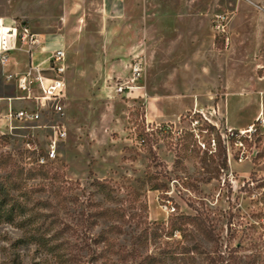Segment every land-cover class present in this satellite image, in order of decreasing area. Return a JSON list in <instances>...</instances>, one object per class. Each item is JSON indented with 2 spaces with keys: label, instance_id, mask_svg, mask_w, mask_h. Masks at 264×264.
I'll list each match as a JSON object with an SVG mask.
<instances>
[{
  "label": "rangeland",
  "instance_id": "obj_1",
  "mask_svg": "<svg viewBox=\"0 0 264 264\" xmlns=\"http://www.w3.org/2000/svg\"><path fill=\"white\" fill-rule=\"evenodd\" d=\"M200 7L216 34V15L228 23L234 3ZM68 37L59 158L35 162L26 143L46 142L36 124L0 132V264H264V119L239 137L243 146L226 137L206 51L196 65L203 95L177 96L195 80L170 82L158 60L141 88L120 93L132 69L101 65L107 37Z\"/></svg>",
  "mask_w": 264,
  "mask_h": 264
},
{
  "label": "crops",
  "instance_id": "obj_2",
  "mask_svg": "<svg viewBox=\"0 0 264 264\" xmlns=\"http://www.w3.org/2000/svg\"><path fill=\"white\" fill-rule=\"evenodd\" d=\"M201 1L0 0V18L8 24L14 19L25 20L40 34L41 44L33 56L35 63L46 66L54 50L66 49L68 36L104 35L106 52L98 55L102 66L116 70L131 68L137 58H142L145 66L158 60L160 66L172 68L167 72L170 82L174 77H179L183 83L195 80L194 85L185 86L177 96H184V92L193 98L203 95L205 72H197L196 65L197 59L203 58V53L199 52L206 51L202 67L208 74L212 70L217 73L216 80L207 81L222 86L211 93L220 94L218 111L225 118L224 128L247 130L264 119V0H233L227 41L222 36L218 41L207 18L209 14L200 7ZM188 51L195 52L196 60L187 57ZM28 61L24 50H16L8 66L0 65L3 82L0 85V132L9 133V126L19 123L9 118L11 109L28 105L15 99L21 93L15 82L5 81V74L23 72ZM129 71L131 73V69ZM66 81L68 85L67 75ZM149 92L150 98L169 96ZM193 105L188 104V109L192 110ZM150 107L151 102L148 110ZM249 107H255L251 115L240 120L242 111Z\"/></svg>",
  "mask_w": 264,
  "mask_h": 264
},
{
  "label": "built area",
  "instance_id": "obj_3",
  "mask_svg": "<svg viewBox=\"0 0 264 264\" xmlns=\"http://www.w3.org/2000/svg\"><path fill=\"white\" fill-rule=\"evenodd\" d=\"M214 28L218 36L228 40L227 17L223 14L216 15ZM41 44V36L35 32L25 20L14 19L11 23H6L0 18V65L6 67L11 62L12 52L24 50L29 61L27 68L23 72H6L5 81L15 82L20 95L15 99L27 102V106L18 110L11 109L9 118L15 119L23 124L19 126H9L10 131L15 127L25 128L27 124H36V127L45 129V146L38 148L31 142L26 146L36 154L35 162L38 165L47 164L59 158L61 144L68 137V129L65 124V108L68 98V85L66 81V52L63 48L54 50L49 57L46 66L35 63L34 53ZM132 76L129 82L120 86V93L133 92L141 88L137 82L143 77L145 64L142 58L134 60L131 66ZM44 115L49 117V122L43 123ZM254 126L247 130L229 129L226 137L229 140L235 139L237 146H243V141L239 139L241 135L251 132ZM239 160H243L240 157Z\"/></svg>",
  "mask_w": 264,
  "mask_h": 264
},
{
  "label": "trees",
  "instance_id": "obj_4",
  "mask_svg": "<svg viewBox=\"0 0 264 264\" xmlns=\"http://www.w3.org/2000/svg\"><path fill=\"white\" fill-rule=\"evenodd\" d=\"M235 131L238 132L239 130H235ZM96 180H97V178H96ZM96 180H95V181H96Z\"/></svg>",
  "mask_w": 264,
  "mask_h": 264
}]
</instances>
